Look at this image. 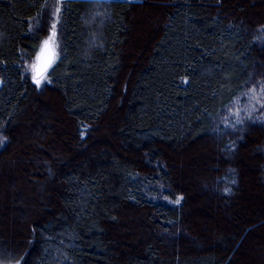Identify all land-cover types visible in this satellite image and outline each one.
<instances>
[{
  "label": "trees",
  "instance_id": "obj_1",
  "mask_svg": "<svg viewBox=\"0 0 264 264\" xmlns=\"http://www.w3.org/2000/svg\"><path fill=\"white\" fill-rule=\"evenodd\" d=\"M0 81V264H264V0H0Z\"/></svg>",
  "mask_w": 264,
  "mask_h": 264
},
{
  "label": "rangeland",
  "instance_id": "obj_2",
  "mask_svg": "<svg viewBox=\"0 0 264 264\" xmlns=\"http://www.w3.org/2000/svg\"><path fill=\"white\" fill-rule=\"evenodd\" d=\"M57 8H59L58 13H57ZM50 12H51L50 14H51L52 19L50 21L49 31H48L47 35L42 39L41 44H43L45 41H49V38L53 32L52 25L55 24V36L51 38L50 43H51V45L55 51V57H57V55H58V44H59L58 43L57 25H58L59 18H60V7L59 6L53 7V8H51ZM33 64H34V62L31 65H33ZM31 65H30L29 69H30V75H31L32 82L34 83V85L37 88H41L43 86V84H45L47 82V78L45 75H42L41 77H39L41 79V83L39 85H37L35 83V81L33 80V70L31 69ZM262 86L263 85H260L257 88H252L249 91L248 96H247L248 105L250 104L249 106L252 107V105L254 104L256 109H261L262 107H264V91H262ZM253 89H255L254 93H253ZM262 110L264 112V108ZM2 144H3V141L0 142V145H2ZM153 199L155 201H158V202H160V200H163L162 197H157V198H153ZM163 201H165V200H163ZM12 264H16V263H12Z\"/></svg>",
  "mask_w": 264,
  "mask_h": 264
},
{
  "label": "water",
  "instance_id": "obj_3",
  "mask_svg": "<svg viewBox=\"0 0 264 264\" xmlns=\"http://www.w3.org/2000/svg\"><path fill=\"white\" fill-rule=\"evenodd\" d=\"M42 49H44V56L42 57L41 61L39 62L38 71L42 73L39 77H41L42 75L47 73V71L52 66V64L55 60V51H54L51 43L49 42V44L47 45L46 48L44 47V43H43L40 45V48H39V50L35 56L34 64L37 63V57L41 54ZM33 75H34V72H33Z\"/></svg>",
  "mask_w": 264,
  "mask_h": 264
},
{
  "label": "snow or ice",
  "instance_id": "obj_4",
  "mask_svg": "<svg viewBox=\"0 0 264 264\" xmlns=\"http://www.w3.org/2000/svg\"><path fill=\"white\" fill-rule=\"evenodd\" d=\"M97 2H99V0H97ZM106 2H112V0H106ZM59 12V8H57V13ZM52 28H53V32H52V35L50 36L49 38V41H45L44 42V47L46 48L47 45L49 44L50 40L52 37L55 36V24L52 25ZM44 56V49L41 50V54L37 57V63L36 64H33L31 65V69L33 70L34 72V75H33V80L35 81V83L37 85H39L41 83V79L39 78V76L42 74L41 72L38 71V68H39V62L41 61L42 57ZM47 66V65H46ZM0 83H2V81H0ZM185 83H187V81H185ZM262 91H264V86H262ZM255 92V89H253V93ZM238 115V113H237ZM180 201L177 200L176 203H179Z\"/></svg>",
  "mask_w": 264,
  "mask_h": 264
}]
</instances>
